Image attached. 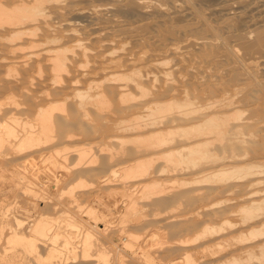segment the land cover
<instances>
[{"label": "bare ground", "instance_id": "bare-ground-1", "mask_svg": "<svg viewBox=\"0 0 264 264\" xmlns=\"http://www.w3.org/2000/svg\"><path fill=\"white\" fill-rule=\"evenodd\" d=\"M216 1L0 0V94H8L0 102V264H111L104 247L93 252L94 228L85 229L71 207L82 208L78 189L117 184L124 198L112 203L126 214L146 216L148 201L174 191L205 200L186 211L191 231L171 242L182 254L166 264H199L200 257H220L210 264H264V72L246 56L264 57V16L257 14L260 4L240 0L260 19L252 22L256 14L249 9L251 24L246 19L248 29L238 31V20L241 29L245 21L237 11L245 8L234 16L236 1L219 0L213 7ZM191 34L204 52L201 59L227 62L226 78H218L221 67L218 75L182 67L187 53H194V47L187 52L193 43L184 46ZM123 38L133 47L124 42L118 48ZM34 71L43 83H36ZM72 110L76 123L59 126ZM82 122L102 124L81 137L74 129ZM98 162L106 174L93 175ZM46 200L61 209L58 216H44L39 204ZM181 200L155 207L152 218L175 211ZM96 206L88 218L102 222L96 231L106 235L115 207L107 205L108 212ZM20 211L27 212L24 218ZM62 222L69 229H61ZM119 225L123 246L140 262L157 264L152 247L161 233L151 225L147 236Z\"/></svg>", "mask_w": 264, "mask_h": 264}, {"label": "rangeland", "instance_id": "rangeland-1", "mask_svg": "<svg viewBox=\"0 0 264 264\" xmlns=\"http://www.w3.org/2000/svg\"><path fill=\"white\" fill-rule=\"evenodd\" d=\"M219 1V0H218ZM218 1H216V2H212V4L213 3H216V4H218L217 2ZM231 1V2H230ZM228 0V2L229 3H234V1H236V3L237 4H239L238 2H240V0ZM249 1L250 0H248V1H245V2H247V3H249ZM255 2H256V5L257 4H262L261 6L259 5H255L254 6V3L255 2H253V0H251L250 1V6H252V7H255V8H258V10L259 11H263L261 14L259 13V11H258V13L257 12H255V8H252V7H248V4L246 5L245 4V2H244V6H242V4L240 3L238 6L237 5H235L236 3H234V5L236 6V8H235V6L232 8V9H234V10H231L230 12H231V14L233 13L234 14V12L236 11V9L237 10H239V9H244L245 8V10H239V11H237V13H238V15H242V14H244V16H243V20L245 21L246 19H247V21H248V23H249V21H250V19L251 18H249V17H252V15H250L253 11L255 12V14L257 13V14H259L261 17H263L264 16V9H261L262 7H264V0L263 1H260V0H254ZM260 2H262V3H260ZM220 4V3H219ZM218 4V5H219ZM211 5V4H210ZM214 5L215 4H213V7H214ZM220 6V5H219ZM247 8H246V7ZM212 6H207V11H209V8H211ZM215 7H217L216 5H215ZM261 7V8H260ZM206 8V7H205ZM239 8V9H238ZM253 9V11L251 10H249V9ZM248 9V10H247ZM247 10V11H246ZM257 10V9H256ZM248 13V11H250L248 14L250 15V16H248L247 15V13ZM241 12V13H240ZM245 12V13H244ZM253 12V13H254ZM232 14V15H233ZM245 14H246V16H245ZM257 14L254 16V20L253 19H251V21L253 22V21H255V18H257ZM236 15V12H235V14H234V16ZM260 16L256 19V20H258V19H260ZM247 17V18H246ZM214 18H215V16H214ZM213 18V19H214ZM216 18H217V16H216ZM253 18V17H252ZM217 19H219V18H217ZM238 19H239V17H238ZM249 19V20H248ZM214 20H216V19H214ZM247 21H245V23L243 24V29H241L242 27V23H241V21L240 20H238V31H242V30H246V28L248 27V25L249 24H251V21H250V23L249 24H246L247 23ZM240 22V23H239ZM247 25V26H246ZM246 26V27H245ZM245 27V28H244ZM248 29V28H247ZM228 34V33H227ZM192 36H193V34H191ZM226 35V34H225ZM196 37H197V35H196ZM194 38V41L192 40ZM125 39L126 38H123V42H118L117 43V47L119 48L120 47V45L121 46H124L123 45V43L125 42ZM188 39H189V41H186L185 42V45L184 46H191L192 45V43H193V46L192 47H188V50H187V52H190L191 50L190 49H192L193 47H194V49H192V50H194L193 52V54L192 55H190L191 54V52L188 54L187 52V60H186V63H188L187 65H186V63H185V67H184V64H183V68H187V70H189V72L190 73H196V72H198L197 70L199 69V70H201L202 71V69L203 70H205L206 71V69H209V70H207V73L208 72H210V73H208V74H211V73H214L216 70H217V74H216V72H215V75H218V72H219V74L221 73H223L224 75H220L219 77L218 76H216V77H218V78H223V76L225 77H227V74L229 73L228 71H229V69L228 68H226V69H228V71H224V70H226L225 68H222V67H228V64H227V62L224 60V59H222V58H220V59H218V61H215V62H207V59H206V57H205V59H201V57L202 58H204V56L205 55H203V51H200L199 50V48L198 47H196V45L194 44V42H195V37L193 36V37H191V41L192 42H190V37L188 36ZM127 40V39H126ZM235 40H233V44L234 43H236V41L234 42ZM127 42V41H126ZM126 42L124 43V44H126ZM131 41H129V42H127L128 43V46H124L125 48H130V47H133V46H131L130 44H132V42L130 43ZM119 43H120V45H119ZM188 43H190L189 45H186V44H188ZM232 43V42H231ZM133 45V44H132ZM127 48V49H128ZM135 49L137 48V47H134ZM139 49V48H138ZM141 49V48H140ZM187 49V48H186ZM185 50V49H184ZM190 50V51H189ZM186 51V50H185ZM197 52V53H196ZM202 52V53H201ZM253 52V51H252ZM254 53V52H253ZM252 53V54H253ZM255 53H257V52H255ZM194 54L197 56H194ZM199 54H201V55H199ZM251 54V52H249L248 54H246V56L247 55H249V58L247 57V60H250L249 62H251V64H252V66H254V65H256V68L255 69H257L258 71H260V75H261V73H262V71L264 72V57L262 56V55H260L259 53H257V54H259L258 55V57H257V54H253V56H251L250 55ZM198 55H199V57H198ZM203 55V56H202ZM254 55H256L255 57H257V58H253L254 57ZM201 56V57H200ZM251 56V57H250ZM166 59H171L172 58V56L171 55H165L164 56ZM168 57V58H167ZM170 57V58H169ZM190 58H192V61H190L191 59ZM200 58V59H199ZM252 58L253 59H255L254 60V62L252 61ZM199 59V60H198ZM257 59V60H256ZM202 60H205V61H203L204 62V64H205V69L203 68V62H200V61H202ZM222 61H224V64H222L221 62ZM190 62H194V65H193V63H190ZM226 62V63H225ZM196 63V64H195ZM214 63H216V65L214 64ZM258 63V64H257ZM260 63V64H259ZM192 65V66H194V68H195V71H194V69L192 68V66H190V65ZM203 64V65H202ZM207 64H209L210 66H211V64H213L212 65V68L209 66V65H207ZM195 65H197V66H195ZM220 65V66H219ZM225 65V66H224ZM187 66V67H186ZM202 66V67H201ZM215 66H217V67H215ZM0 67H3L2 66V64L0 63ZM191 67V68H190ZM220 67L222 68V70H223V72H221L222 70L220 69ZM210 68L212 69V70H210ZM197 69V70H196ZM214 69H215V71H214ZM218 69H220V70H218ZM0 70H1V68H0ZM227 72V73H226ZM4 74V73H3ZM2 73L0 74V75H3ZM34 74V76H36V83H43L41 80H38L39 79V77H38V74H36L35 75V71H34V73H32V75ZM263 74V73H262ZM225 77V78H226ZM39 81V82H38ZM5 94V95H4ZM3 95L2 94H0V102H2V103H4L6 100H7V95L8 94H6V93H4ZM6 97V98H5ZM22 97H24V96H22ZM22 97H20L21 99H22V101H27L26 99H28V97H24V98H22ZM4 98H5V100H4ZM6 107V106H5ZM73 111V110H72ZM70 112L71 113V115H73L72 117L70 116L69 117V119H65V118H58L57 120V124L59 125V126H63V123H65L66 125L67 124H69V122H74V123H76V119H74V117H75V113H74V111L73 112ZM95 117H97V118H99V120H100V116H97V115H95ZM68 120V121H67ZM75 120V121H74ZM100 121H102V120H100ZM61 124V125H60ZM80 124V122L78 123V125ZM91 124V123H90ZM89 123L88 124H86V123H84V122H82L81 123V125L80 126H77L74 130L75 131H79V132H81L82 134H81V137H85V136H88V134H90V133H93L94 131H95V129L97 128V125L99 126L100 124H102L101 122L100 123H94V125L93 124H91V126H89L90 125ZM68 126V125H67ZM66 127V126H65ZM64 126H63V128H65ZM79 127V129H77ZM85 127L87 128V129H85ZM88 127H90V128H88ZM66 129V128H65ZM85 130V131H84ZM88 130V131H87ZM88 134H87V133ZM86 133V135L84 136V134ZM96 151L98 152V149H96ZM33 155H35L34 153H32ZM32 154H30L33 158L32 159H34V156L32 155ZM72 154H73V156L75 157L76 156V154L74 153V152H72L71 153V159H70V161H74V157L72 156ZM107 154V153H106ZM105 153H103V154H99V155H101V159L100 160H104L105 161V159H103L102 157H103V155H105V156H107ZM99 164V165H98ZM102 164V163H101ZM99 162L98 163H95V164H92L93 165V167L94 168H92V165H91V167H87L88 169H90V168H92V169H90L91 171H92V173H93V175L94 174H96L97 175V173L99 174V171L101 172V175H103L104 173L106 174V172H107V169H103V168H99V166L101 165ZM107 164V162H104L103 163V165L105 166ZM109 164V163H108ZM108 164H107V166L106 167H108ZM97 166V167H96ZM99 168V169H98ZM98 171V172H97ZM106 171V172H105ZM109 173V172H108ZM93 175H91V176H93ZM95 175V177H89L88 176V178L90 179L91 178V180H94L93 178H95V180H96V178H97V176ZM67 185V184H66ZM118 185V184H117ZM110 185L109 187L110 188H108L107 189V186H94L93 188H88V189H78L77 190V195H79L80 197H81V199H82V197H83V199H82V202H83V205H82V210L78 207V206H76V205H73V207H71V210L72 209H75V210H72L73 211V213L75 214V213H77V215H78V213H79V215L81 216V218H82V222H83V224L82 225H84V227H85V229H86V227L88 226V224H90V225H92L93 226V228H94V236H92V238H91V240H90V242H92L91 243V245H92V249H93V252H96V250H98V249H100L101 248V250H103V247L105 248V250H107V251H109L110 252V255H111V259H112V261H111V264H122L121 263V260H123L122 262H127L126 264H142L143 262V264H147V263H145V261H141L140 262V260H138V258H137V255H135L134 254V252L133 251H130L131 249H129L128 247H124L123 246V244H122V241L120 242V240L121 239H119V234L117 233L118 232V227L120 226L119 224H121V225H124L125 226V228L126 229H128V230H130L129 232H133V233H137V234H142V235H145V236H147L148 234L147 233H149L148 231H151V230H153V231H156V230H158V232H160L161 233V236H159V240L160 241H157L156 242V244L154 243L157 239H155L154 240V242L153 241H149V243L150 242H152V243H154V246L152 247V256L153 255H155L154 257H155V261L157 262V264H159V262H161V264H163V263H167L169 260H171L172 258H178V257H180L181 256V252H180V250L178 249V248H176V246H174L175 244L173 243H171V242H173V240H175V238H177L178 236H180V235H182V234H186V233H188L189 232V230L191 231V229H190V227H192V226H190L189 224H188V226H190L189 227V229H188V227H187V229H186V224L187 223H190V222H192V221H189V222H187L188 220H186L185 218H184V216H185V214H188L187 212H190V210L192 211V210H194L195 208H197L200 204H202L205 200H203V199H200V198H197L195 195H193V194H191V193H188V192H186L185 194H183V193H181L180 195L179 194H177L178 192L177 191H174V193L175 192H177V193H175V195H174V193L172 192V194H170V195H167V196H169V199H168V197L167 196H161V197H159V196H156V197H154V198H152V202L154 203V204H152V202L150 201H148V203L150 204V206L149 207H151L150 209L152 210H150L149 208H148V210H146L143 214L144 215H146V214H148V215H146V216H140L139 214H132L133 213V211H128V214H126L127 213V211L125 212V209H123V208H119V210L116 212V210L118 209V207H120V206H118L117 205V209H116V206L114 205L115 203H114V200H115V202H118V203H116V204H120L121 203V201H122V198H124V195L121 193V191L119 192V190L118 189H121L123 186H122V184L121 185ZM64 187H66L65 186V184L63 185ZM99 187V188H98ZM101 187V188H100ZM103 187V188H102ZM106 187V188H105ZM114 187H117V188H115V191H111V189L113 188L114 189ZM119 187V188H118ZM104 190V191H103ZM106 190V191H105ZM110 190V191H109ZM99 191H103L102 193L105 195V196H101V198H100V195L98 194V192ZM107 191H108V193L109 192H112L111 194L109 193H107ZM117 191V192H116ZM97 194V195H96ZM102 195V194H101ZM106 195L107 196H109L108 198L106 197ZM122 195V196H121ZM172 195L173 196H175V197H172ZM192 195V196H191ZM67 196V195H66ZM66 196L64 197V200H66V199H68V197L66 198ZM178 196V197H177ZM104 197H106L107 199H105ZM196 197V198H195ZM225 197H229V194L228 195H226ZM230 197H233V195L232 196H230ZM96 198V199H95ZM97 198H100V199H97ZM160 198V199H159ZM178 198H180V200L182 201V204L180 205V207L179 208H177L175 211H172V212H170V213H165V214H162L163 216H155L154 218H152L154 215H153V213H154V211H157V209H164V208H166V206L168 205V203H170L171 202V204H170V207H171V205H173V204H175L176 203V201L178 200ZM86 199V200H85ZM88 199V200H87ZM93 199H95V200H97V201H101L102 202V204L100 203V204H98L100 207H101V209H105L106 207H107V205H108V207L110 206L111 207V209H112V207H115V208H113V210L114 211H112L113 212V214H112V212H110L111 210L109 209H107L106 208V210H108V212H110L111 213V215H113L114 217H112L111 218V220L113 221V224H115V225H113V224H110L111 226H109V229L110 230H108V233H106V235H105V233L104 234H101V233H97V231L98 230H100L99 229V226L100 227H103V224H101L102 222H99L98 221V223H95L92 219H89L88 217V209L90 208V207H92V205H94V206H96L95 205V203H94V200ZM114 199V200H113ZM157 199V200H156ZM162 199V200H161ZM90 200V201H89ZM109 200H111V201H109ZM113 200V201H112ZM165 202H164V201ZM105 203H104V202ZM107 201V202H106ZM202 201V202H201ZM45 202V203H44ZM44 202H40V204H39V207L41 208V211L43 212V214H44V216H46L47 214H48V216L49 215H52V217L54 216V217H56V216H58L59 214H60V211H61V209H59V207L57 208L56 206H55V204H54V202H48L47 200L46 201H44ZM47 202V203H46ZM89 204H88V203ZM90 202L92 203V204H90ZM114 204H113V203ZM143 204L144 203H147V202H142ZM200 203V204H199ZM155 204H156V206H155ZM160 204V205H159ZM50 205V206H49ZM87 205V206H86ZM96 206L97 208L99 207V206ZM105 206V208H104V206ZM112 205V206H111ZM114 205V206H113ZM164 205H166V206H164ZM72 206V205H71ZM75 206V207H74ZM102 206H103V208H102ZM183 206V207H182ZM185 206V207H184ZM78 207V208H77ZM157 209H156V208ZM162 207V208H161ZM167 207H169V205L167 206ZM43 208V209H42ZM57 208V209H56ZM77 208V209H76ZM155 208V209H154ZM53 209V210H52ZM84 209V210H83ZM162 209V210H163ZM46 210V211H45ZM78 210V211H77ZM150 210V211H149ZM154 210V211H153ZM178 210V211H177ZM57 211V212H56ZM187 211V212H186ZM26 211H20L19 213H20V215H21V217H22V215H23V213H25ZM47 212V213H46ZM116 212V213H115ZM123 212V213H122ZM130 212H132V213H130ZM186 212V213H185ZM27 213V212H26ZM26 213L24 214V216L22 217V218H24L25 217V215H26ZM54 213V214H53ZM56 213V214H55ZM81 213V214H80ZM85 213V214H84ZM173 213V215H171ZM179 213V214H178ZM121 214H123V215H121ZM168 216H167V215ZM78 215V216H79ZM121 215V216H120ZM124 215H125V217H126V215H128L127 217H128V219H126V218H124L125 219V221H124V223H118V220H120V217H124ZM150 215V216H149ZM153 215V216H152ZM132 216V217H131ZM137 216H139V217H142V218H140V220L138 219V217ZM148 216V217H147ZM178 217V218H176V217ZM136 217V218H135ZM165 217H167V218H165ZM183 217V218H182ZM119 218V219H118ZM121 218V219H122ZM130 218V219H129ZM135 218V219H134ZM173 218H176V219H173ZM88 220L86 223L84 222V220ZM173 219V220H172ZM145 220V221H144ZM128 221V222H127ZM136 221V222H135ZM147 221H148V223H147ZM115 222V223H114ZM138 222V223H137ZM153 222V223H152ZM92 223V224H91ZM104 223V222H103ZM165 223V224H164ZM128 224V225H127ZM155 224V225H154ZM161 224V225H160ZM55 225V224H54ZM61 225H63L62 227H60L61 229L63 228V230L64 231H66L65 230V228L66 229H69V227H68V225L67 224H65L64 222H62L61 223ZM105 225V224H104ZM151 225V226H150ZM157 225V226H156ZM165 225V226H164ZM185 225V226H184ZM95 226V227H94ZM151 227V230H150V227ZM168 226V227H167ZM178 226V227H177ZM83 227V226H82ZM83 227V228H84ZM134 227V228H133ZM149 227V228H148ZM157 227H159V228H157ZM184 227V228H183ZM92 228V229H93ZM176 228V229H175ZM60 229V230H61ZM155 229V230H154ZM62 230V231H63ZM97 230V231H96ZM113 230V231H112ZM115 230H116V232H115ZM127 230V231H128ZM148 230V231H147ZM164 231V232H163ZM143 232H145L144 234H143ZM115 233V234H114ZM147 234V235H146ZM166 234V236H164ZM83 235V234H82ZM81 235V236H82ZM101 235V236H100ZM103 235V236H102ZM80 236V237H81ZM96 236V237H95ZM99 236V237H98ZM150 236V235H149ZM148 236V237H149ZM79 237V238H80ZM101 237L103 238V239H101ZM167 237V238H166ZM76 238V237H75ZM82 238H84V237H81L80 239H82ZM106 238V239H105ZM117 238V239H116ZM157 238H158V236H157ZM78 239V238H77ZM97 239V240H96ZM107 241H105V240ZM165 239V240H164ZM167 239V240H166ZM62 240H64V237L63 238H61V240H60V242L61 243H63L62 242ZM103 240V241H102ZM171 240V241H170ZM111 243H110V242ZM113 241V242H112ZM143 241H144V237L142 236V238H140V240H139V243L137 242V244H141V243H143ZM162 241H165V244H164V242H162ZM170 241V242H169ZM79 242V241H78ZM102 243V244H100V243ZM141 242V243H140ZM159 242H161V244L159 243ZM168 242V243H167ZM60 243V244H61ZM75 243H77V242H75ZM95 243V244H94ZM119 243V244H118ZM94 244V245H93ZM97 244V245H96ZM113 244H115L114 246H113ZM117 244V245H116ZM151 244V243H150ZM149 244V245H150ZM164 244V245H163ZM168 244V245H167ZM170 244V245H169ZM61 245H63V244H61ZM99 245H100V247H99ZM102 245V246H101ZM108 245V246H107ZM149 245L147 246V247H149ZM152 245V244H151ZM162 246V248L160 249V247ZM93 246H94V248H93ZM98 246V247H97ZM109 246H113V247H111V249L109 248ZM157 248H156V247ZM166 246V247H165ZM168 246H169V248H168ZM123 247V248H122ZM174 247V248H173ZM107 248V249H106ZM109 248V249H108ZM115 248V249H114ZM118 248V249H117ZM120 248H122V249H120ZM157 250V249H159V250H155V249ZM62 249L64 250V248L62 247ZM66 249V248H65ZM126 251H125V250ZM179 250V251H176V250ZM62 250V251H63ZM122 250V251H121ZM66 251H67V249H66ZM66 251H63V253H65V254H68V251H67V253H66ZM123 251H125L127 254H129V256L126 254L125 255V253H123ZM108 252V253H109ZM121 254H120V253ZM157 252V253H156ZM117 253V254H116ZM132 253V254H131ZM158 255V256H156V254ZM160 253V254H159ZM162 253V254H161ZM131 254V255H130ZM135 256H134V255ZM178 254V255H177ZM120 255H122V256H124L125 258H127V259H125V258H122V256H121V258H120ZM132 256V257H131ZM134 256V257H133ZM177 256V257H176ZM117 257H119V258H117ZM161 258V259H160ZM203 257H200L199 258V260H198V262H199V264H210V263H212L213 261H217L218 259H220V257L218 258V257H216V258H208V257H204L203 259H202ZM120 261H119V260ZM136 259V260H135ZM169 259V260H168ZM201 259V260H200ZM161 260V261H160ZM204 260V261H203ZM33 261V260H32ZM31 261V264H36L35 263V261L34 262H32ZM93 261V260H92ZM92 261H90V263L92 262ZM115 261V262H114ZM117 261V262H116ZM119 261V262H118ZM130 261V262H129ZM133 261V262H132ZM138 261V262H137ZM165 261V262H164ZM86 262H88V261H85V263ZM95 262V261H94ZM132 262V263H131ZM209 262V263H208ZM89 263V264H90ZM41 264H43V263H41ZM62 264H64V263H62ZM69 264H72V263H69ZM91 264H93V262L91 263ZM124 264V263H123ZM148 264H150V263H148Z\"/></svg>", "mask_w": 264, "mask_h": 264}]
</instances>
